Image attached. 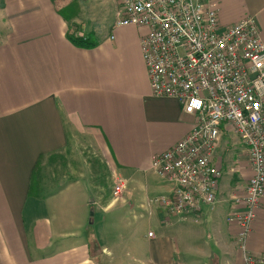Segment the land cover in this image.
Returning <instances> with one entry per match:
<instances>
[{
  "label": "crops",
  "instance_id": "crops-1",
  "mask_svg": "<svg viewBox=\"0 0 264 264\" xmlns=\"http://www.w3.org/2000/svg\"><path fill=\"white\" fill-rule=\"evenodd\" d=\"M0 3V264H243L246 254L264 255V197L239 241L233 216L245 209L252 170L229 125L221 127L213 158L219 182L227 183L214 205L182 217L157 205L171 184L159 180L152 159L196 118L178 100L151 92L140 52L144 28L110 20L87 30L95 47L81 48L67 38L69 24L51 0ZM214 3L223 27L254 17L264 43V0ZM74 134L95 141L113 175L126 180L108 204L90 202L83 179L51 193L40 182L39 196L28 194L39 157L64 150ZM55 197L64 203L59 218L41 216ZM143 223L148 240L133 236V246L123 247L125 230Z\"/></svg>",
  "mask_w": 264,
  "mask_h": 264
},
{
  "label": "built area",
  "instance_id": "built-area-1",
  "mask_svg": "<svg viewBox=\"0 0 264 264\" xmlns=\"http://www.w3.org/2000/svg\"><path fill=\"white\" fill-rule=\"evenodd\" d=\"M114 25L145 29L140 52L151 92L178 100L196 118L187 135L152 159L157 176L171 184L157 205L172 217L214 205L221 172L213 158L221 127L229 125L252 170L245 209L233 216L243 243L264 197V43L255 18L223 27L214 0H118ZM125 187L116 177L112 193ZM243 264H264V255L246 254Z\"/></svg>",
  "mask_w": 264,
  "mask_h": 264
},
{
  "label": "rangeland",
  "instance_id": "rangeland-1",
  "mask_svg": "<svg viewBox=\"0 0 264 264\" xmlns=\"http://www.w3.org/2000/svg\"><path fill=\"white\" fill-rule=\"evenodd\" d=\"M79 3L80 11L76 18L78 23L74 22L71 26L72 30L78 31L79 28L86 31L90 29L96 30L101 24L115 20L118 0H91L90 2L79 0ZM39 177L41 186L44 188L41 191L48 193L56 191L69 181L83 179L89 185L90 194L93 197V201H96L97 206L108 204L119 196L112 193L114 181L116 180L112 167L103 158L96 142L89 140L86 136L80 137L74 134V136L70 137L69 144L64 150L47 155L42 161ZM159 180L162 181L161 178ZM223 183L226 182H219L220 189ZM223 192L225 191L223 190ZM71 197L73 198V195ZM53 200L49 205L45 203L40 212L41 216L44 215L51 220L59 218L60 213H57V211L60 212L62 205H64L59 197H55ZM54 202L55 204L53 205ZM126 217L130 223H134L131 215ZM148 229L149 225L147 223H143L136 230L129 227L124 232L126 239L122 246L128 245V247H132L133 236L134 239L137 236L139 242H146L148 240ZM79 233L82 234L81 237H84L86 229L79 230Z\"/></svg>",
  "mask_w": 264,
  "mask_h": 264
},
{
  "label": "trees",
  "instance_id": "trees-1",
  "mask_svg": "<svg viewBox=\"0 0 264 264\" xmlns=\"http://www.w3.org/2000/svg\"><path fill=\"white\" fill-rule=\"evenodd\" d=\"M56 7L57 13L69 24V30L66 34L67 38L77 47L81 48H93L97 45V40L94 37L93 32L87 31H76L72 30L71 26L73 25V20L78 16L80 11L79 0H51ZM44 159V156H40L36 162L31 178L28 194L31 196L38 197L40 191V177L39 173L41 171V161ZM89 220V225L91 224Z\"/></svg>",
  "mask_w": 264,
  "mask_h": 264
},
{
  "label": "water",
  "instance_id": "water-1",
  "mask_svg": "<svg viewBox=\"0 0 264 264\" xmlns=\"http://www.w3.org/2000/svg\"><path fill=\"white\" fill-rule=\"evenodd\" d=\"M89 201L93 202V197H92V195L90 193H89Z\"/></svg>",
  "mask_w": 264,
  "mask_h": 264
}]
</instances>
